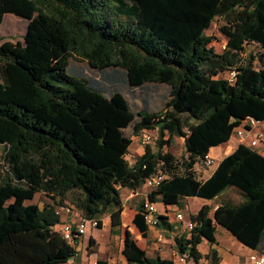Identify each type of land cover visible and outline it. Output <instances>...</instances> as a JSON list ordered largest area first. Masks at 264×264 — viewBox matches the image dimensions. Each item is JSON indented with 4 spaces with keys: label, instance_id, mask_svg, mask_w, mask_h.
Wrapping results in <instances>:
<instances>
[{
    "label": "trees",
    "instance_id": "trees-1",
    "mask_svg": "<svg viewBox=\"0 0 264 264\" xmlns=\"http://www.w3.org/2000/svg\"><path fill=\"white\" fill-rule=\"evenodd\" d=\"M8 13L28 23L22 40L0 36V264H63L76 255L80 236L64 238L55 205L27 203L38 192L55 200L74 192L85 217L110 213L117 232L125 190L160 171L151 202L212 200L230 187L244 197L191 214L190 237L176 238L181 254L199 264L198 245L215 243L218 225L264 253V155L240 143L209 178L195 169L236 128H249L244 121H264V0H0V25ZM216 17L225 20L223 52L207 33ZM249 44L262 53L244 58ZM75 55L99 76L73 67ZM130 127L133 136L159 131L157 148L146 145L133 164L125 159ZM175 136L188 153L182 161L168 150ZM162 224L170 226L160 216ZM123 254L128 264H175L133 255L130 239Z\"/></svg>",
    "mask_w": 264,
    "mask_h": 264
},
{
    "label": "crops",
    "instance_id": "crops-1",
    "mask_svg": "<svg viewBox=\"0 0 264 264\" xmlns=\"http://www.w3.org/2000/svg\"><path fill=\"white\" fill-rule=\"evenodd\" d=\"M243 124H253V120L247 119L246 121L243 122ZM259 127H261L264 131V121L258 124ZM243 127V126H241ZM136 138V140H135ZM242 143L237 134L234 132V134L231 136L230 140L226 143H223L218 146H214L210 149L209 155L214 159V163L212 165H205L204 162L202 163V167L204 169L202 170L203 177L202 179L205 180L209 178L212 173L215 171L217 168L219 162L232 153L237 146ZM246 144L250 145L248 142H245ZM251 146V145H250ZM261 146V147H258ZM172 147V146H171ZM170 147V148H171ZM253 148L258 149L263 155H264V140L259 141L256 146H253ZM145 146L142 145L137 136H133V142L130 146V152L136 153L138 156L142 155L145 152ZM185 156H188V153L186 152ZM200 167V164H197ZM213 166V167H212ZM198 167V168H199ZM212 167V168H210ZM198 170V169H197ZM234 188L237 190L235 187H230L228 188L229 190ZM152 190L146 186H142L139 188L137 191H132L130 189H126L124 194H123V207H122V228L123 226H134L140 231L141 235V240L144 241V245H142L140 242L138 243L136 239H132V244H133V255L134 253L137 256H141L144 253H146L149 256H156L160 255L162 257L166 258H172L175 261V264H196L195 260L191 257H189L187 254H181L178 250L177 244H176V238L181 237V236H187L190 237L191 235V230L189 228V223L191 222L190 220V215L196 213L204 204H209L215 209L221 202L224 200H230L228 197V194L225 195L224 197L221 198V193L218 197L209 200L206 198L198 197V196H185L181 200L180 205H167L162 201L155 202L156 208H157V213L161 216V218L165 221L170 226L167 225H146V229L142 230L140 228V224L138 222V219L140 218V212H139V207L143 203V200L140 204V206H137V202H139V199L137 196L141 194V192H145V198L148 199V196ZM241 194V193H240ZM197 198L203 199V202L194 209L192 210L190 208L189 201L192 199L199 200ZM146 199V200H147ZM244 199L243 195L241 194V199L238 202H241ZM67 204V203H64ZM70 204V203H69ZM126 204H129L132 208L131 210V215L132 218H129L127 222L124 221V211ZM160 204V205H159ZM74 206V212L72 214H65L63 217H61V223L58 224L57 228L61 230L62 226L66 223H71V224H76L79 219V215H81V211L76 208V205L71 204ZM136 207V208H135ZM179 213H182L183 219L181 221L178 220L177 215ZM97 218V217H96ZM98 219L102 223V227H93L91 224L87 226L86 232L89 228H91V231L89 232V236L86 242V256L87 259L86 264H90L95 260H99V255L101 253V243L98 241V239L95 238L92 229L93 228H99L102 229L106 225L109 229V234H117L121 231V227L117 228V232H114L112 230V221H111V215L110 213H105L102 216L98 217ZM130 222V223H128ZM108 223V224H107ZM130 224V225H129ZM220 225L217 226V231H216V239L217 241L215 243H210L207 239H203L202 242L198 245V249L203 255L202 258L199 261V264H211L213 259H217V264H252L250 261V255L254 251L253 249L249 248L248 246L244 245L242 242H240L229 230L225 231L229 236H231L232 242L234 246L237 247L236 250H233L231 246L225 243V241H222L219 236H218V228ZM131 228V227H130ZM133 228V227H132ZM131 228V229H132ZM226 229V228H225ZM223 230V229H222ZM85 232V234H86ZM84 235L80 236L78 238V241L81 243L84 242ZM234 236V237H233ZM90 238H94L95 242L90 243ZM109 238V237H108ZM77 241V242H78ZM200 245H203L205 248V251H202L200 249ZM125 246V241L123 243V248L122 252ZM146 246H151L152 248L155 249V252L153 254H149V251L146 249ZM83 248V247H81ZM78 249V247H77ZM248 250L247 252H244V254H240L239 251H244ZM173 253V254H172ZM175 258H174V257ZM126 258V257H125ZM71 260V259H70ZM69 260V261H70ZM107 260V259H104ZM127 260V258H126ZM68 261V262H69ZM108 261V260H107ZM108 264L109 261H108ZM125 264H128V260L126 261Z\"/></svg>",
    "mask_w": 264,
    "mask_h": 264
},
{
    "label": "rangeland",
    "instance_id": "rangeland-1",
    "mask_svg": "<svg viewBox=\"0 0 264 264\" xmlns=\"http://www.w3.org/2000/svg\"><path fill=\"white\" fill-rule=\"evenodd\" d=\"M27 23H28V21L26 19L19 17V16H16L15 14H12V13H8L5 15L4 22L0 25V36L5 38V39L13 40V41L22 40L23 35L26 32ZM224 23H225V20L222 17H216L215 20L212 22L210 28L207 30V33L209 35L213 36L212 45L219 52L224 51V49L226 47V43H227L226 36L220 31V27ZM262 51L263 50L259 46L255 45V44H249V45H247L246 50L243 52L242 56L244 58H247V57H249L250 53H253L255 55H260L262 53ZM260 64L261 63H259V61L257 60L256 65L259 67ZM71 65L73 67L81 68L85 71L87 70V72L90 74L99 76V71L97 69L92 68L86 59H83L77 55L71 57ZM134 98L140 99L139 97L132 96L131 100ZM151 104L156 108L159 107L157 104V101L156 102L151 101ZM256 128H257V130L263 131V129L261 127H259V125H257ZM126 132L129 135L133 136L132 127L128 128L126 130ZM150 132L152 133L153 138H154V140L151 142L150 145L153 146L154 149H156L157 148L156 147V141H157V138L159 136V131H158V129H153V130H150ZM168 136L169 135L166 134L165 137H168ZM135 140H136V138H135ZM258 147H261V146H258ZM168 150L171 151L177 157V159L179 161H182L186 157L185 156L186 150H185L184 140H183V138H181L179 136H175L174 141L172 143V147L168 148ZM3 154H4V146L0 145V162L3 159ZM198 164H200V167H199V165L196 164L195 169H196L198 178L202 179V177H203L202 170L204 169V167H202V162L198 163ZM212 167H210V168H212ZM222 193L223 194L221 195V198L228 194V197L232 201L238 202L241 199L240 192L238 190H235L234 188H232L230 190L226 189ZM137 198L139 199V202H137L138 207L140 206V204L143 200L146 201V199H147V198L144 199L145 198V192H141V194L139 196H137ZM197 199H199V200L192 199L189 201L190 208L192 210H194L199 205V202H200V204L203 202V199H200V198H197ZM31 202L37 203L40 206H43L44 203H51V204H54L56 208H60L62 203L63 204L64 203H67V204L70 203V204L76 205V194L74 192H70L66 199L61 200V199L57 198L55 200L50 195H47V194L42 193V192H38L33 200L27 201V203H31ZM208 203L210 204V202H208ZM131 210H132L131 206L129 204H126L125 211H124V221L125 222H127L129 220V218H132V215L130 213ZM63 215L65 216V214H63ZM63 215L61 217H63ZM128 223H130V222H128ZM130 227L131 228L133 227V228L131 229ZM130 227L128 228V226H123V228L121 227V231L119 233H117V234L115 233L113 235L109 234L110 232H109L107 225L102 229L93 228L92 232H93L95 238L98 239V241L101 243V253L99 255V258L107 259L110 264H125L127 260L124 256L123 252H122L123 243H124L125 239H130V240L136 239V241L138 243L140 242L142 245H144V241L141 240L142 239L141 235H140L141 230L139 231L134 226H130ZM90 231H91V228H89L87 230V232L84 236L85 240L83 243H81L80 241L77 242L76 245H77L78 249H77L76 255L74 257H72L69 262L63 263V264H86L87 259L85 257H87V256H86L85 245H86ZM225 231H227V229H225L223 226H220L218 228L217 233H218L219 238L222 241H225L226 244L231 246L233 248V250H236L237 247L234 246L233 244H231L232 242H230V240H232L231 236H229V234H227V232H225ZM81 247H83V248H81ZM146 249L149 251V254H151V255L153 254V252H155V249L152 248L151 246H146ZM200 249L202 251H205V248L203 247V245H200ZM247 251L248 250L245 249L243 252L239 251V253L244 254V252H247Z\"/></svg>",
    "mask_w": 264,
    "mask_h": 264
},
{
    "label": "built area",
    "instance_id": "built-area-1",
    "mask_svg": "<svg viewBox=\"0 0 264 264\" xmlns=\"http://www.w3.org/2000/svg\"><path fill=\"white\" fill-rule=\"evenodd\" d=\"M235 72L232 71L228 75V79L230 81L233 80L235 76ZM253 120V124L249 125L250 127L247 128V126L238 127L235 129V133L239 137L242 143L248 142L252 147L256 146L259 141L264 140V132L261 130H257V125L261 123V121H257L255 119ZM139 141L142 143V145L146 146L151 144V142L154 140L152 133L150 130H142L137 135ZM137 154L133 152H128L125 155V159L130 163L133 164L136 162ZM205 165H212L214 163V159L207 154L205 156V160L203 161ZM165 178V174L160 171L156 174H154L151 177H148L143 186H146L150 188L151 190L157 188L162 180ZM56 212L62 216L63 214H72L74 212V206L71 204H63L60 206V208L56 209ZM160 215L157 213V208L155 205V202H151L149 200H146L144 203V220L146 224L149 225H158ZM177 218L179 221L183 219L182 213H179L177 215ZM98 219L96 218H87L83 214L79 215L78 222L74 225L71 223H66L62 226L61 232L64 236V238L68 240H73L74 237H79L85 234L87 226L91 224L93 227H98ZM194 223H189L190 230L193 229ZM250 261L252 264H264V253L260 251H253L250 255ZM90 264H98V260L93 261Z\"/></svg>",
    "mask_w": 264,
    "mask_h": 264
}]
</instances>
